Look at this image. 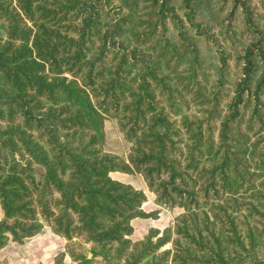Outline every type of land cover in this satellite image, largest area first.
<instances>
[{
	"label": "trees",
	"instance_id": "16d2710c",
	"mask_svg": "<svg viewBox=\"0 0 264 264\" xmlns=\"http://www.w3.org/2000/svg\"><path fill=\"white\" fill-rule=\"evenodd\" d=\"M222 1L218 23L234 32L241 12L250 38L235 55L194 0H0V248L47 223L67 240L54 264H264V15ZM200 41L217 46L214 81ZM108 115L127 159L102 151ZM112 171L184 211L133 241L132 220L158 213Z\"/></svg>",
	"mask_w": 264,
	"mask_h": 264
},
{
	"label": "rangeland",
	"instance_id": "374dc122",
	"mask_svg": "<svg viewBox=\"0 0 264 264\" xmlns=\"http://www.w3.org/2000/svg\"><path fill=\"white\" fill-rule=\"evenodd\" d=\"M177 5L180 4V0H174ZM208 0H194V3L199 6L202 12L205 10V15L202 14L201 18L203 22L210 26L218 38V42L222 44L223 48H225L226 53H231L233 55L240 52L244 43L250 40L247 33L244 32V23H243V14L240 12L237 14V17L233 23L232 29L234 32H228L226 23H218L222 18L228 13L230 3L225 4L222 0H211V7L206 5ZM253 5L259 7L260 12L264 15V0H251ZM172 28V27H171ZM231 29V30H232ZM146 30V28H145ZM171 31L175 34V32L171 29ZM159 34V33H158ZM133 45V43H132ZM217 50V46L213 45ZM200 47L202 49L203 58H205V71L211 77V81H214L217 78V70L216 65L218 63V58L216 57L215 49L209 47L205 41H200ZM240 76V67L236 63L235 59L232 58L230 60V72L227 76V84L224 89L225 92L229 93L227 96L223 98V104L228 101L231 90L234 86V82ZM202 76H200L201 78ZM187 98H191L190 94H187ZM184 110L190 114H198L201 115L203 113V104L196 103L195 101H190L189 106L187 104H183ZM7 112V111H6ZM4 113L0 116V125L6 126L9 124L8 114ZM177 120L180 119L181 115L174 116ZM17 120L20 121V118L17 117ZM104 139L101 141V148L103 152H107L110 154L118 155L121 158L127 159L128 154L132 147V142L129 141L125 133L122 131L119 120L111 115L106 116L104 122ZM264 132V131H263ZM139 173V172H134ZM141 174V173H139ZM142 175V174H141ZM143 176V175H142ZM144 178V177H143ZM145 180V179H144ZM148 186V185H147ZM141 190V189H139ZM149 187L148 190L149 191ZM153 192L152 190H150ZM154 193V192H153ZM146 196H155L154 203L156 204H146L145 209H150V212L157 211L158 214L152 217H140L146 219L145 225L140 224L139 220H132L133 228L139 233V236H142L144 233V237L149 234V232L153 229H158L162 232L166 227L173 225L175 219L184 211L182 207H169L163 206L156 203V194ZM148 199V198H147ZM153 201V198H151ZM147 201V200H146ZM152 205V206H151ZM176 208V209H174ZM176 210V211H175ZM4 217V212L0 205V220ZM148 221V225L147 224ZM141 231V232H139ZM134 233V230H133ZM132 233V234H133ZM143 237V238H144ZM131 238V236H130ZM132 239L133 241H138L141 239H137L134 235ZM142 238V239H143ZM12 242L18 243L15 247ZM25 247L22 244H26ZM67 240L65 237L55 233L50 225L45 223L43 229L34 236L25 238L22 242H17L12 239L10 236L7 244L0 248V263L2 264H54V258L60 252L65 251ZM171 246L170 244L168 247ZM91 247V244L88 245ZM66 264H76L68 255L65 257Z\"/></svg>",
	"mask_w": 264,
	"mask_h": 264
},
{
	"label": "crops",
	"instance_id": "0c3cea01",
	"mask_svg": "<svg viewBox=\"0 0 264 264\" xmlns=\"http://www.w3.org/2000/svg\"><path fill=\"white\" fill-rule=\"evenodd\" d=\"M110 175H111V177L113 178V179H115V180H118V181H121V182H124V183H127V184H131L132 186H134L135 188H137V189H141V190H143L144 192L146 191V193L148 192V195H150L151 193L152 194H154L153 192H151L150 190L149 191H147L148 190V186H147V183H146V181L144 180V178H143V176L141 175V174H139V173H125V172H121V171H112L111 173H110ZM155 196H148L147 198V201H145L144 202V204H143V209L146 211V212H150L151 210L150 209H148V210H146L145 209V205L146 204H148V205H150V204H153V205H155L156 206V204L154 203V200H155V198H154ZM151 198H153V201H152V199ZM152 206V205H151ZM174 209H176V208H174ZM176 211V210H175ZM135 220H139L140 222V224H142V225H145V220L146 219H144V218H140V217H137V218H135V219H133V221H135ZM147 224H148V221H147ZM149 225V224H148ZM150 226V225H149ZM139 232H141V231H139ZM145 234V233H144ZM143 234V235H144ZM134 235L137 237V239H142L144 236L142 235V236H139V233L137 232V234H136V230L134 229V233L133 234H131V238L132 239H134L133 237H134ZM11 244H13V246L15 247L18 243H16V242H12ZM23 246H21V247H25V245H27V243L26 244H22ZM17 247V246H16ZM2 249H0V251H1Z\"/></svg>",
	"mask_w": 264,
	"mask_h": 264
},
{
	"label": "water",
	"instance_id": "95a60500",
	"mask_svg": "<svg viewBox=\"0 0 264 264\" xmlns=\"http://www.w3.org/2000/svg\"><path fill=\"white\" fill-rule=\"evenodd\" d=\"M91 256V255H90Z\"/></svg>",
	"mask_w": 264,
	"mask_h": 264
}]
</instances>
